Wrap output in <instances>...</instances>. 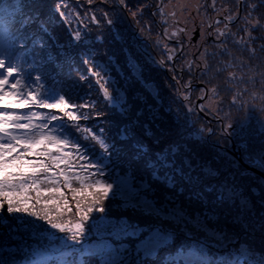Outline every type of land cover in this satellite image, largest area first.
Listing matches in <instances>:
<instances>
[{"label": "snow or ice", "instance_id": "1", "mask_svg": "<svg viewBox=\"0 0 264 264\" xmlns=\"http://www.w3.org/2000/svg\"><path fill=\"white\" fill-rule=\"evenodd\" d=\"M86 2L94 5L96 0ZM112 3L127 9L134 20L152 6L140 4L133 11L128 0ZM236 4L233 14L227 7L217 9L216 0H211L208 7L217 15L207 24L212 29L208 34L220 54L232 55L231 42L246 50L250 59H257L252 45L264 37L253 32L264 30V13L256 15L264 0H236ZM241 6H245L243 13ZM68 7L65 0H0V264H148L149 260L153 264H264V247L240 241L222 223L229 210H238L232 222H239L255 215L256 205L264 208V179L247 170L240 172L257 179L259 187L246 190L235 174L220 178L221 171L212 163L219 162L217 157L207 159L193 146L192 142H205L203 127L158 151L150 149L145 137L159 144L166 134L158 87L144 78L143 65L127 48L123 49V64L115 53L101 59L105 54L94 45L103 37L88 38V23L99 26L103 19L114 39L123 43L115 13L91 8L83 15L73 11L82 29L70 27V39L60 42L54 18L58 15L67 22ZM156 8L165 23L176 16L166 12L163 0ZM222 13L228 15L222 17ZM239 21L243 23L233 33L230 25ZM221 23L223 28L217 26ZM241 29L244 35L238 34ZM183 31L165 30L164 35L171 38ZM156 43L167 48L169 61L183 48L182 44L168 48L161 39ZM259 48L264 50V44ZM205 55L216 53L205 49L199 57L202 64L185 62L188 70L195 66L206 74ZM80 64L86 75L80 74ZM219 65L217 73L235 69L226 78L234 105L254 108L244 99L246 94L252 100L264 99L247 87L255 88L259 81L264 88V71H257L259 65L254 67L235 56ZM74 72L79 81L94 78L99 91L96 98L92 84L84 90L72 79ZM173 79L180 84L177 76ZM137 83L140 89L134 88ZM183 87L189 89L181 93L187 101L191 79ZM208 91L212 95L199 110L222 100L217 85ZM204 95L201 89L200 98ZM101 98L110 109L109 120L104 126L82 124L105 115L97 110ZM195 111L191 106L187 109L189 128ZM174 121L181 124L178 115ZM250 122L249 116L239 129ZM257 123L264 133V120ZM230 127L231 123L224 126L226 134ZM238 147L243 149L245 163L264 171V141L252 148L241 134ZM218 156L238 167L227 153ZM252 197H256L255 204ZM109 199L112 204L106 208Z\"/></svg>", "mask_w": 264, "mask_h": 264}, {"label": "trees", "instance_id": "2", "mask_svg": "<svg viewBox=\"0 0 264 264\" xmlns=\"http://www.w3.org/2000/svg\"><path fill=\"white\" fill-rule=\"evenodd\" d=\"M69 5L68 12V21L62 22L61 18L57 15L55 19L56 28L55 34L59 37L60 42H65L70 39L69 29H75L82 26L73 18L71 13L73 11H80L81 15L83 12L89 8L93 10L103 9L109 11L110 13H115L113 19L116 21L115 27L121 32L124 37L123 43L114 39L112 35V29L101 19V23L97 26L94 23H88L89 36L90 40H95L97 36H102L103 41H97L94 45L98 50L105 54L101 59L106 58V55L116 54L117 60L119 63H124V52L123 49L127 48L130 52L133 53L138 63L143 65V76L147 81L153 82L159 89L160 101H161V114L165 116L167 123L163 126L166 129V134L161 136L160 143H153L151 138L145 137V142L148 144L149 148L158 151L161 148L165 147L168 143H171L175 140L181 139L187 133L192 132L194 129H199L203 127L205 129L204 137L205 142L199 144L198 142H192L193 146L196 147L201 154V156L212 159L217 157L218 163L216 160H212L213 167L221 171V177L224 178L229 174H235V179L238 184L244 185L246 190L250 187H259L257 179H254L253 176H241L240 172L247 170L254 174V177L258 179H264L260 175L248 170L245 168L236 157H234L230 152L232 139L236 143L237 147L241 142V134L243 138L248 140L252 148L260 146L259 140L262 139L264 133L259 132V130H254L252 128L257 126L255 119H252L249 127L245 129H239V124L242 121L245 108H238L231 101V96L233 92L229 85L226 83L227 73L235 69L229 68L224 72L217 73L216 69L220 67L219 61H229L233 56L239 57L243 60H247L254 67L259 65L257 71H264V50L259 48V45L264 44V38L257 39L253 42V47L257 49V59H250L248 52L241 51L238 45H234L231 42L228 44L230 49V55H222L219 52L217 47H213L210 53H216L215 56L208 55L206 60L209 62L208 68L205 70L206 74H202L201 69H198L196 74L195 67L189 71L185 63H182L192 60L188 58L186 51L188 46H185L184 51L179 55V58L173 64L172 61L168 60V51L163 45H158L156 43L157 39L164 41V44H167L168 48H179V43L177 41L168 40L164 33L167 30L168 26L173 28L174 18H170L167 23L163 22V19L160 13L156 9V5L160 0H128L129 7L135 11L136 7L140 4L151 3L152 6L146 8L142 15H139L134 20L131 16V13L127 9L119 8L116 4L112 3V0H109V3L104 4L101 0H96L94 5H88L86 0H65ZM166 3V1H163ZM216 4L219 7H227L234 14L237 9L236 0H216ZM83 4L84 7L81 9L78 6ZM245 6H241L243 13ZM260 13H264V4L260 5L257 9L256 15L259 16ZM228 15V13H226ZM97 16L100 18L99 11H97ZM137 21L139 23H137ZM242 21L234 22L230 25L232 29L240 25ZM162 25V30L159 28L158 24ZM150 25V27H149ZM168 30L170 33L171 31ZM263 30H260V33H263ZM258 37H264L262 35H256ZM180 38L184 42V35L172 36L171 39ZM215 46V45H214ZM211 47V44H210ZM155 61V63L151 61ZM164 61L163 65H160L159 62ZM78 67L82 70L80 74H87L85 66L80 64ZM174 68L175 71L169 70ZM179 69H183V73L180 75ZM125 72H128V69L125 68ZM115 75V73H113ZM177 76L180 80V84L176 83V80L173 79V76ZM182 76V79L180 78ZM72 79L79 82L81 87L84 90H88V85L92 84V97L96 98L99 95L98 85H95L94 78L89 77L87 81H79V74L74 72L72 73ZM189 79H191V84L197 82H202L203 85L208 86V90L213 85L218 86L219 97H222V100L218 104L213 103V107L216 106L215 112H211L207 109L204 111L210 116V120H207L200 112L197 110L191 114V119L194 121V124L191 128L187 127L188 112L187 109L189 106L196 108V101L199 98V93L202 88H193L192 93L187 101L184 100L183 95L180 94L181 91H186V88L183 87ZM123 84V81H121ZM237 87H244V85L237 84ZM250 91H258L264 93V88L260 86L259 81L255 88L251 84L247 85ZM135 89H140V85L137 83L134 86ZM209 93V91H208ZM249 95L246 94L244 99ZM150 102L151 97H149ZM206 101V99H205ZM80 102V101H76ZM170 112H165V109H169ZM197 109V108H196ZM97 110L105 113V115L100 116L99 118H94L93 121L81 122L82 124L87 123L88 126H91L93 123L98 124L99 126H104V122L109 120L111 115L109 107L103 103L102 98L97 101ZM179 116L181 124L178 125L174 121V116ZM219 117V119L217 118ZM228 123H231V128L233 131L229 132V135L225 133L224 126ZM183 125V127H181ZM223 125V126H222ZM258 127V126H257ZM213 129L211 133L207 132V129ZM239 129V131H238ZM95 130V128L93 129ZM227 129V133H228ZM261 138V139H260ZM263 141V140H261ZM123 142L117 146H121ZM239 148V147H238ZM241 156L243 158V149H239ZM219 152H225L233 160L237 162L238 167L232 166V161L227 160L223 156H218ZM244 160V159H243ZM245 162V161H244ZM253 203L255 204L256 197H252ZM112 204L111 199L105 201V207L108 208ZM264 212V208H260L256 205L255 215L249 214L244 218L243 221L232 222L234 216L238 215L237 211L229 210L226 220H222V223L225 224L226 228L230 233H235L240 241H247L258 248L264 247V216H261L260 213ZM93 215H96L95 213ZM148 264H153L151 260L148 261Z\"/></svg>", "mask_w": 264, "mask_h": 264}, {"label": "rangeland", "instance_id": "3", "mask_svg": "<svg viewBox=\"0 0 264 264\" xmlns=\"http://www.w3.org/2000/svg\"><path fill=\"white\" fill-rule=\"evenodd\" d=\"M163 1H166V3H164V2L163 3L167 5V8H166V12L167 13H173V12L176 13V16L174 18L177 19V21H178L177 24H179L178 26H180V27L185 26L184 29L188 31V34H186V37H188V39H190L189 43L194 42V41H192V37L194 35V32L197 30V27H196L195 23L201 25V36L197 38V40L199 41L197 43V46L195 48H193L192 46H189L192 43L191 44L186 43L188 45V49L186 51V54H188V58L190 56L189 59H192L193 61H195L196 64H199V62H200V64H202V61L199 59V57L204 52V50L207 49V52L210 53L211 52V49H213V47H215L214 46L213 36L212 35H209L208 34L209 32L206 31L207 24H208L209 20L210 19H215L216 15H217L215 12L212 11V9L210 7H208V5H210V3H211V0H163ZM198 5H200V7L197 10V6ZM216 7H217V9H221V7L220 6L218 7L217 4H216ZM241 12H242V10H241ZM222 14H223V16H226V13H222ZM170 18H173V17L170 16ZM202 21L204 22L203 24H202ZM241 23H243V22H241ZM157 24H158V26L161 25L159 23H157ZM217 26L218 27H221V28L224 27L223 23H221L220 25H217ZM159 28L162 30V25L159 26ZM239 28H240V25H238L234 29L231 28V31L233 33H236ZM167 30H170V26H168ZM238 34L239 35H244L243 30L241 29ZM253 35L254 36H256V35H262V36H264V32L263 33H260V30H256V31L253 32ZM190 36H192V37L190 38ZM177 42L180 45L181 44L184 45V43L181 40H178ZM210 44H211V47H210ZM180 45H179V48H180ZM198 47H201L202 49H200V51L199 50H196V49H198ZM182 50L181 51H178L176 53V58L174 59V62H175L176 59H178L179 53L180 52L181 53L183 52ZM207 56L208 55H205V59L207 58ZM174 62H172V63L174 64ZM182 64L185 65V62L182 63ZM207 64H209L208 61H207ZM182 72H183L182 70H181V72L179 71L180 75L182 74ZM197 73H198V70L196 71V74ZM195 84H193L194 86L192 88H190V95L192 93L193 88H196V87L197 88H200L201 87L202 89H204V92H205V88L202 85H198V84H203L202 82H197V85L198 86L195 85ZM205 86L208 89V86L207 85H205ZM209 88H211V87L209 86ZM187 92H189V89H186V91H181L180 94L181 93H187ZM198 93H199V98H200L201 97V90L198 91ZM250 93H255V94H257V95H259L261 97H264V93L263 92L261 93L260 90H259V92L258 91H250ZM190 95H189V97H190ZM211 95L212 94L209 92L207 94V96L202 100V103L201 104H206L209 101V97ZM205 99H206V101H205ZM245 100L246 101H250L251 104L254 105L255 107L254 108L245 107L242 120H244L245 118H247L249 116L251 118V122H252V119H255V123L257 124L258 127L257 126H254L252 128H255L254 130H256V129L258 130L259 129V125H258L257 121L258 120H264V99H255V100H252L251 95H249L248 97H246ZM213 106L214 105H212L211 108H205V109H207V110H209L211 112H215L216 106L215 107H213ZM196 108H197V101H196ZM202 111L205 114H207L204 110H202ZM209 120H210V116H209ZM228 129L229 130H228V133L227 134L229 135V132L231 133V131H233V127L232 128L230 127ZM211 130H213V129L211 128ZM261 140L264 141V134L262 135V139ZM261 140H259L258 142H260ZM233 144L235 145L236 150H239V148L237 147L236 143L232 139L231 149L233 147Z\"/></svg>", "mask_w": 264, "mask_h": 264}, {"label": "water", "instance_id": "4", "mask_svg": "<svg viewBox=\"0 0 264 264\" xmlns=\"http://www.w3.org/2000/svg\"><path fill=\"white\" fill-rule=\"evenodd\" d=\"M159 26H161V25H159ZM160 28H161V27H160ZM198 35H199V30H198V28H197V30L194 32V35H193V37H192V41L196 42ZM172 62H174V60H173ZM181 79H182V78H181ZM195 85H197V84H195ZM198 85H202V86L205 88V95H204V97H203V99H204V98L207 96V94H208V89H207V87H206L205 85H203V84H198ZM198 85H197V86H198ZM193 86H194V85H191L190 88H192ZM203 99L199 98V99L197 100V110H198V111H199V112H200V113H201V114H202L207 120H209V116H208L207 114H205L202 110H199V106L201 105ZM229 152H231V153L233 154V156L236 157V158L238 159V161H239V162H240L245 168H247L248 170H250V171H252V172H254V173H256V174H258V175H260L261 177L264 178V171H261V170L256 169V168H252V167H250L247 163H245L244 160H243V158H242V156H241V152H240L239 150H236L234 144H233L232 149H231V150L229 149Z\"/></svg>", "mask_w": 264, "mask_h": 264}, {"label": "flooded vegetation", "instance_id": "5", "mask_svg": "<svg viewBox=\"0 0 264 264\" xmlns=\"http://www.w3.org/2000/svg\"><path fill=\"white\" fill-rule=\"evenodd\" d=\"M222 16H223V14H222ZM174 20L175 21H177V19H175L174 18ZM179 24H175L174 26H173V28H171V32H175L176 31V29L177 28H184L185 26H182V27H180V26H178ZM181 25V24H180ZM195 25H196V27L198 28V30H199V35H198V37H200L201 36V25L200 24H197V23H195ZM221 28V27H220ZM206 31L207 32H212V29H210V28H206ZM186 34H188V31L187 30H185V31H183V32H178L177 33V35L176 36H179V35H184V42H185V44L183 45V50L182 51H184V48H185V46H188L186 43H188V44H191V45H189V46H192L193 48H195L196 46H197V43L199 42L198 40H196V42H191V43H189V41H190V39H188V37H186ZM192 36H190V38H191ZM197 37V38H198ZM168 40H173V41H178V40H181L179 37L178 38H175V39H171V38H169ZM200 49H202L201 47H198V49H196V50H199L200 51ZM181 54V52L179 53V55ZM179 55H178V58H179ZM177 60V59H176ZM176 60H175V62H176ZM193 61V60H192ZM174 62V63H175ZM199 64H200V62H199ZM199 68H195V71H197ZM200 70V69H199ZM179 71L181 72V70L179 69ZM183 73V72H182ZM182 78V77H181ZM195 84V83H194ZM191 85H193V84H191Z\"/></svg>", "mask_w": 264, "mask_h": 264}]
</instances>
